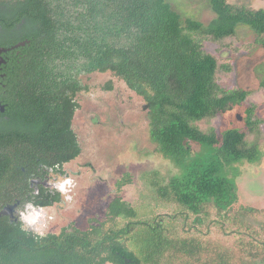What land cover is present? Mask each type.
Here are the masks:
<instances>
[{"label": "trees", "instance_id": "trees-1", "mask_svg": "<svg viewBox=\"0 0 264 264\" xmlns=\"http://www.w3.org/2000/svg\"><path fill=\"white\" fill-rule=\"evenodd\" d=\"M3 2V21L29 23L21 81L33 118L22 148L0 152V212L11 202V179L23 180L26 160L44 156L63 164L81 154L71 127L81 108L75 96L88 88L83 76L95 72L114 73L144 99L152 139L182 170L170 177L145 172L147 197L137 205L120 195L131 183L126 172L115 183L105 220L92 219L86 230L69 224L30 232L0 216V264H264V208L237 204V185L221 173L224 165L259 156L264 118L251 102L242 128L219 133L210 121L203 126L249 95L220 83L219 75L233 69L232 56L211 53L204 43L237 51V27L247 25L264 50V8L210 0L216 16L204 24L184 21L169 0ZM18 139H2V146ZM192 144L209 147L214 157L193 160Z\"/></svg>", "mask_w": 264, "mask_h": 264}, {"label": "rangeland", "instance_id": "rangeland-1", "mask_svg": "<svg viewBox=\"0 0 264 264\" xmlns=\"http://www.w3.org/2000/svg\"><path fill=\"white\" fill-rule=\"evenodd\" d=\"M254 8H264V0H230ZM173 8L186 21L193 18L208 24L215 16L210 0H169ZM237 51H217V45L205 42V49L224 58L231 57L233 69L221 73L223 86L240 87L249 91L247 101L241 105H230L225 112L209 121L220 133L231 127L242 128L245 124L246 107L251 102L257 105L256 115L264 118V50L255 42L256 32L247 25L237 27ZM251 44L248 47L243 45ZM88 88L78 95L81 108L76 112L74 127L80 136L83 152L71 162L80 169L73 198L52 210L54 217L39 224V231L57 232L69 221L84 229L92 219L105 220L109 201L117 193L115 183L123 174H131V183L123 186L120 195L132 205L147 197L148 184L142 180L145 172L157 170L161 176L170 177L181 172L180 166L165 157L152 139L147 117L146 102L129 89L114 73L95 72L84 75ZM109 82L113 89L106 88ZM264 132V123L261 125ZM193 160L205 161L214 157L212 149L192 144ZM191 160V161H193ZM222 175L237 185V204L264 208V139L260 141V153L251 161L233 162L224 165ZM151 212V211H150ZM239 264H250L242 261Z\"/></svg>", "mask_w": 264, "mask_h": 264}, {"label": "flooded vegetation", "instance_id": "flooded-vegetation-1", "mask_svg": "<svg viewBox=\"0 0 264 264\" xmlns=\"http://www.w3.org/2000/svg\"><path fill=\"white\" fill-rule=\"evenodd\" d=\"M1 1L0 6L5 9L6 2ZM28 24V22H11L10 20L5 22L0 18V152L2 153L17 152L23 145L21 139H26V136L30 135L29 131L24 130L29 128L25 124L30 126V119L33 118L27 101L29 90L21 81V75L26 71V59L30 55V40L24 37ZM84 91L82 90L81 93ZM75 97L78 98V95ZM145 106L147 109L148 104ZM74 120L75 117L71 127L77 135L83 152L80 136L74 127ZM6 127L7 130H5ZM5 138L19 139L17 145L11 142L8 146L5 144L2 146V139ZM46 149L43 147L41 153L44 154ZM80 155L63 164H60V160L47 163L44 161V156L26 160L21 164L23 180L20 178L21 181L14 182V179H11L9 186L6 187H11L12 196L11 202L5 207L12 206V210L11 215L3 216L9 217L11 222L23 225L30 232H50L39 231L38 225L44 223L47 218L54 217L52 210L55 211L56 207L73 198L77 177L82 172L80 169H74L70 163ZM69 224L81 230L87 229L78 227L73 221H69L67 225Z\"/></svg>", "mask_w": 264, "mask_h": 264}, {"label": "water", "instance_id": "water-1", "mask_svg": "<svg viewBox=\"0 0 264 264\" xmlns=\"http://www.w3.org/2000/svg\"><path fill=\"white\" fill-rule=\"evenodd\" d=\"M12 206H7L0 212V216L11 215Z\"/></svg>", "mask_w": 264, "mask_h": 264}]
</instances>
